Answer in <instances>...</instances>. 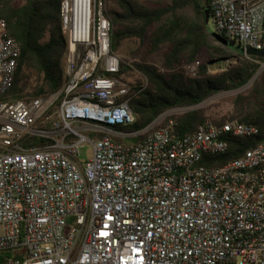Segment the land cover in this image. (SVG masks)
<instances>
[{"label": "built area", "instance_id": "built-area-1", "mask_svg": "<svg viewBox=\"0 0 264 264\" xmlns=\"http://www.w3.org/2000/svg\"><path fill=\"white\" fill-rule=\"evenodd\" d=\"M207 7L214 33L246 54L264 51V0ZM106 11V0H62L61 89L0 101L4 264H264V143L221 167L201 164L228 150L229 135L259 129L205 119L179 137L174 109L144 132L114 131L135 122L129 100L142 89L116 76L122 62ZM19 56L0 18V96L14 86ZM197 70L187 66L191 77ZM145 132L135 144L113 140Z\"/></svg>", "mask_w": 264, "mask_h": 264}, {"label": "trees", "instance_id": "trees-1", "mask_svg": "<svg viewBox=\"0 0 264 264\" xmlns=\"http://www.w3.org/2000/svg\"><path fill=\"white\" fill-rule=\"evenodd\" d=\"M61 1L0 0V18L7 23L8 36L20 46L14 86L0 96V101L42 97L61 89L68 52L61 26ZM114 1L120 10L106 11L113 25V51L118 52L126 40H142L148 32L154 51L167 47L163 56L166 73L154 64H133L147 85L140 86L141 92L129 100L135 122L128 126H113L116 132H144L160 116L179 109L183 111L176 116V134L179 137L192 134L205 120L204 111L198 106L214 95L246 86L261 67L258 61H264L262 57L246 54L236 41L208 29L205 15L207 0H169L157 8H149L139 0ZM203 51L209 55V61L200 62ZM183 59L188 64H198L196 76H188L179 69ZM226 61L230 62L223 72L209 73L212 65ZM130 70L129 65L122 63L116 76L121 77ZM33 74L36 82L32 91L27 92ZM232 119L256 126L259 134L251 138L229 135L225 153L202 157L201 164L206 168L221 167L264 143V70L248 94L235 97L230 114L213 121L222 124ZM148 132L124 139L113 137V140L131 145L143 140ZM5 262V256L0 253V264Z\"/></svg>", "mask_w": 264, "mask_h": 264}, {"label": "rangeland", "instance_id": "rangeland-1", "mask_svg": "<svg viewBox=\"0 0 264 264\" xmlns=\"http://www.w3.org/2000/svg\"><path fill=\"white\" fill-rule=\"evenodd\" d=\"M142 4L149 8H157L163 6L169 2V0H139ZM107 10H120L114 0H106ZM208 29L213 31V23L210 17H206ZM167 47H163L159 50L154 51L152 49L150 41V32L146 33L142 40L130 39L122 43L120 50L117 52L122 63H125L131 67V70L124 74L123 79L131 84L137 86H145L147 82L140 72L133 67L135 62H144L148 64H154L161 72L166 73L167 70L163 67V56ZM209 55L203 51L200 56V62L209 61ZM230 61L222 62L220 64H214L209 68L211 75H216L223 72ZM233 62V61H232ZM189 64L185 59L181 61L179 67L186 75L191 76L187 72V66ZM264 68L260 67L258 73L254 79L249 82L243 88L237 91H231L226 93H220L210 97L208 100L198 106L199 109L204 111V118L210 120H219L223 116H227L233 110V100L238 94H248L253 86L256 79L262 76ZM36 77L35 74L29 80V87L27 92H31L35 85ZM183 111V110H181ZM91 155V144L86 143L80 149V158L86 160Z\"/></svg>", "mask_w": 264, "mask_h": 264}, {"label": "water", "instance_id": "water-1", "mask_svg": "<svg viewBox=\"0 0 264 264\" xmlns=\"http://www.w3.org/2000/svg\"><path fill=\"white\" fill-rule=\"evenodd\" d=\"M205 15H206V17H210V12H209L208 8L205 10ZM247 54L252 55V56H256V57L264 58V51H258V50L250 49Z\"/></svg>", "mask_w": 264, "mask_h": 264}]
</instances>
